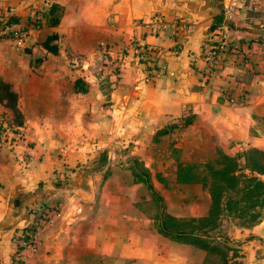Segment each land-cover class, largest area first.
Segmentation results:
<instances>
[{"label": "crops", "instance_id": "crops-1", "mask_svg": "<svg viewBox=\"0 0 264 264\" xmlns=\"http://www.w3.org/2000/svg\"><path fill=\"white\" fill-rule=\"evenodd\" d=\"M40 1L62 5L56 25L29 30L20 47L0 37V79L16 92L22 115L19 135L0 132V264H216L201 244L162 231L156 192L129 172H176L177 162L212 159L218 150L264 149V11L242 9L237 0H0V6L24 22ZM227 6L228 22L221 14ZM150 16L160 19L156 32L142 25ZM219 16L231 47L204 77L200 42ZM51 32L54 50L42 45ZM130 36L151 47L159 69L154 82L123 50ZM245 41L247 63L235 48ZM99 44L114 71L103 65ZM72 53L87 55V66H72ZM0 114L13 118L1 102ZM42 201L57 211L39 229L38 248L16 254L12 235L33 221L32 208ZM206 209L198 204L189 214ZM231 227L237 264H264V217L250 228Z\"/></svg>", "mask_w": 264, "mask_h": 264}, {"label": "rangeland", "instance_id": "rangeland-1", "mask_svg": "<svg viewBox=\"0 0 264 264\" xmlns=\"http://www.w3.org/2000/svg\"><path fill=\"white\" fill-rule=\"evenodd\" d=\"M45 6L40 1L36 10L41 12ZM171 155L176 163L177 150ZM184 162L191 165L184 169L189 177L186 181L178 180L176 172H129V175L141 181L148 179L156 192L154 199L163 209V227L198 235L201 240L197 243L216 256V264H237L239 239L227 235V230L231 225L229 230L250 228L264 217V149L250 146L233 155L218 150L212 159ZM251 164L257 171L249 169ZM213 198L217 203H212ZM198 204H207L206 212L189 214V209ZM154 209L156 215L158 206L154 205ZM181 211L184 214L177 215Z\"/></svg>", "mask_w": 264, "mask_h": 264}, {"label": "built area", "instance_id": "built-area-1", "mask_svg": "<svg viewBox=\"0 0 264 264\" xmlns=\"http://www.w3.org/2000/svg\"><path fill=\"white\" fill-rule=\"evenodd\" d=\"M238 5L242 9H248L253 11H264V0H237ZM233 8L232 6H227L222 10L223 18L228 22L233 18ZM6 11L0 8V37H7L11 40V43L15 47H20L23 44L25 37L27 36L29 30L40 27L39 25L30 22L26 29H22L17 23H6L5 16ZM31 20L39 19V14L37 12H31ZM135 23H141L140 20H135ZM160 19L157 16H150L147 22L142 25H147L149 30L156 32L159 27ZM228 25L223 22L216 23L214 28L203 38L200 42L198 58L201 61L198 71L201 76L207 77L209 73L219 64L220 60L223 58L224 54L229 51L231 45L227 38ZM247 41L243 44H239L235 48H239L240 61L243 63L248 62L247 56ZM99 56L102 60L103 65H108L114 71L115 64L113 59L109 56L107 48L103 44H99ZM123 50H129L136 58L137 62L142 65L143 78L147 82H154L159 73L157 64L154 63L153 59L150 57L151 47L142 45L139 40L130 36L126 39L123 44ZM89 58L85 54L72 53L69 56V63L75 67H86ZM102 67L100 66L99 69ZM227 100L230 102L236 101L230 93H226ZM181 120H177L175 123H181ZM0 132L4 130H12L19 135V129L13 124L9 119L0 114ZM16 129V130H15ZM57 211V205L54 203H48L45 201L38 202L35 207L32 208V213L34 219L31 223L26 224L22 227L17 228V230L12 235V240L15 243V253H19L22 249H27L28 251H34L39 246V229L50 221L52 215Z\"/></svg>", "mask_w": 264, "mask_h": 264}, {"label": "trees", "instance_id": "trees-1", "mask_svg": "<svg viewBox=\"0 0 264 264\" xmlns=\"http://www.w3.org/2000/svg\"><path fill=\"white\" fill-rule=\"evenodd\" d=\"M3 8L7 13L5 16V22L6 23H17L18 26L22 29H26L27 25L30 22H33V24L35 25H39V26H54L56 25L59 20H60V16L63 10L62 5H60L57 2L54 1H50L47 2L46 6L43 8V10L41 12H39V10H34V12H37L39 14V19H34L33 21L31 20V17L27 16L25 21L22 22L20 20V16L14 14L13 12H11L9 10L8 7H1ZM56 37V34L54 32H51L49 34H47L44 38V40L42 41V45L44 47H46L47 49L50 50H54V46H52L50 44V42ZM82 82L80 81L79 78H76L74 81V85L75 88L78 86L79 88L81 87L80 84ZM81 89V88H80ZM0 102L11 108L12 112H13V118L11 120V122L13 124H19L21 123V111L19 110L18 106H17V96H16V92L14 90H12L10 88L9 83L3 81L0 79ZM174 126V124H170L169 127ZM1 128V127H0ZM164 129L159 130V132H163ZM227 157V156H226ZM228 158V157H227ZM177 169H176V174H177V179L180 181H186L189 180V177H187V174L184 173L186 171H184V169H188L191 167L190 164L188 163H183V162H177ZM256 166L254 164H251V166H249V169L251 170H256L255 168ZM255 171H251V172H255ZM263 171V170H262ZM220 177V176H219ZM230 178V177H228ZM146 181V180H145ZM147 187L149 189H151V185L147 182ZM216 197V195H215ZM212 203H217L215 198H213ZM163 224V222H162ZM162 227V231L165 234H169L175 237H178L180 239L183 240H187V241H193V242H197V240H201V238L198 235L192 234L191 232H178V231H170L168 229H166L165 227ZM205 249H207L203 244H201Z\"/></svg>", "mask_w": 264, "mask_h": 264}, {"label": "water", "instance_id": "water-1", "mask_svg": "<svg viewBox=\"0 0 264 264\" xmlns=\"http://www.w3.org/2000/svg\"><path fill=\"white\" fill-rule=\"evenodd\" d=\"M221 22V16H219L218 19H216V23H220Z\"/></svg>", "mask_w": 264, "mask_h": 264}]
</instances>
